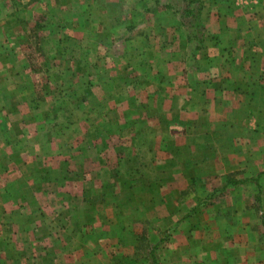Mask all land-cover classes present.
I'll list each match as a JSON object with an SVG mask.
<instances>
[{
    "label": "rangeland",
    "instance_id": "rangeland-1",
    "mask_svg": "<svg viewBox=\"0 0 264 264\" xmlns=\"http://www.w3.org/2000/svg\"><path fill=\"white\" fill-rule=\"evenodd\" d=\"M62 1L67 0H12L16 15L12 18L19 20L15 21L18 34L13 36L18 46L11 51L9 48L5 55H18V72L25 74L13 76L12 83L16 80L23 94L0 98L4 103L1 107L17 104L24 110L0 111V262L17 253L18 264H25L26 259H33L32 264L45 262L48 255H56L59 264H157L165 260L168 264L180 260L191 264L203 262L198 259L203 253L199 247L207 248L210 254L205 251L206 257L218 261L222 237H230L229 228L239 217L235 195H226L228 189L220 190L223 182L233 178V172L226 174V168L238 164L245 168L244 178L258 177V173L264 176V92L241 96V114L234 115L233 110L214 112L242 120L223 128L226 143H220L224 140L210 124L202 127L200 120L211 118L209 112H196L198 118L190 117L189 111L181 112V117L201 126L196 125L197 134L192 131L195 141L185 143L181 139L178 144L175 176L184 187L179 192L171 191L163 184L173 175H155L154 168L146 166L153 162L146 151H157L162 144L156 145L154 137L142 145L128 143L127 125L118 124L130 118L129 93H123L124 84L127 82V89L135 92L137 102L140 94L135 89L147 81L141 79L145 71L161 72L155 64H141L143 59L151 61L157 54L155 48L135 47L121 52V46L109 47V29L105 32V26L92 24L101 14L80 11L85 22L79 24L73 22L75 13L64 20L62 11L53 4ZM46 2L54 9L42 24L37 12L46 7ZM108 2L94 0L97 7H115L118 13L113 17H123L121 0ZM230 2L239 4L249 17L264 9V0ZM25 6L34 10L27 19ZM113 29L121 31L120 27ZM126 51L129 59L121 63L119 57ZM148 81L155 104L159 86ZM253 98L259 100L253 105L257 111L251 110ZM150 110L154 113L150 107L149 114ZM152 117L156 120L154 114ZM161 117L166 118L165 112ZM158 122L151 123V129L166 131V122ZM151 129L144 128L143 134H151ZM186 133L179 128L176 135ZM217 148L215 155L227 154L223 165L220 158L209 157ZM237 150L243 158L236 156ZM141 155L146 157L138 158ZM133 167L141 168L133 172ZM140 183L148 187L140 190ZM258 184L237 191L249 202L245 204L253 203L262 226L251 228L258 238L259 256L250 255L255 247L245 245V264H264V179L259 178ZM160 193L168 203L164 204L163 215L157 197ZM132 199L141 203L140 213L134 212L137 208L131 206ZM172 199L179 205L178 221L166 215L171 213ZM159 218L163 223H158ZM175 250L181 252L177 258Z\"/></svg>",
    "mask_w": 264,
    "mask_h": 264
},
{
    "label": "crops",
    "instance_id": "crops-1",
    "mask_svg": "<svg viewBox=\"0 0 264 264\" xmlns=\"http://www.w3.org/2000/svg\"><path fill=\"white\" fill-rule=\"evenodd\" d=\"M33 1L37 0H30V3ZM105 1L106 5L110 3L109 0ZM251 2H248V4ZM12 3V0H0V96L3 99L6 94H23L18 89L17 81L14 80L12 83V79H14L13 76L18 77V75L25 74L22 70L18 72V55L12 57H10V54L5 55L9 48L11 51L13 46H18L17 40H14L13 36L16 33L18 34L19 25L15 21L19 20L18 18H12L14 15ZM53 4L58 11H62L61 16L64 20L69 19L67 15L71 14L73 16L75 13L76 16L73 18V22L77 21L78 24L85 22L84 18L80 17L82 15L80 11L89 12L90 14L93 12L95 15L101 14L99 18L96 17L93 20L92 24L105 26V32L106 29H109L106 33L109 36V47L121 46V52L126 49L132 51L135 47L142 49L145 47L148 49L150 47L155 48L157 54L155 53L153 58L151 56V61L143 59L141 64H147V67L148 64H155L157 70L159 69L161 72H150L148 69L145 71V76H142L141 79L147 81L141 83L140 87L135 89L140 94V97H138L140 101L137 102H135L134 96L137 97L135 92L132 94L131 90L127 89V82L124 84L123 90L125 92L123 93L126 95L127 92L129 93L127 98H129L130 104L127 103V112L130 118L127 123L120 120L118 124L127 125L128 143L142 145L143 142L149 140V137H154L157 142L156 145L158 143L162 144V148L159 147L160 149H157V151H146L150 155L149 158L153 157V162H148L149 164L146 166H152L155 175H173L172 178H166V182L163 184L171 191L179 192L184 187L175 176L178 174L176 165L179 158L176 151L180 150L178 144L181 139L185 143L191 140L195 141L192 131L196 130V125L201 126L194 120L190 122L188 119L181 117V112L189 111L191 112L190 117L195 115L196 118H198L196 112L202 110L209 112L211 118L207 119L208 121L200 120L202 127L210 124L211 128L218 132V137L224 140L220 143H226L227 137H225L226 133H224L223 128H229L230 125L236 126L242 120L237 117L231 119L222 114L217 115L214 112L233 110L234 115L241 114L240 111L244 109L241 96L250 94L251 91L253 95L259 91L264 92V9L252 12L251 17H249L247 13H242L244 8L241 9L239 4L232 5L230 0H121L119 8H121L123 17L118 19L113 17L118 13L115 7H97L94 0L86 3L82 0H67ZM51 6V3L46 2V7L37 12L42 24L46 16L52 13L54 7ZM23 10L25 19L34 13V10H30L27 6ZM114 26L120 27V33H116L117 31L113 29ZM24 27L29 26L24 24ZM29 28L31 30L33 27L30 26ZM40 28L42 27L39 25ZM119 58L121 63H126L127 51L125 55ZM3 65L8 69H4ZM222 66L223 68H221ZM122 67L126 66L123 65ZM148 80H152L159 86V92L157 90L155 92V94L157 93L155 104L150 97V94L153 95V91L149 88ZM247 82H249V85H247ZM170 98H173L174 101L171 102ZM3 99L0 98V111L2 109H9L10 111L24 110L23 107L17 104L8 108L1 107L4 105L2 103ZM215 101H218L219 104ZM258 101L254 98L251 100V110H258L256 106H253ZM154 105L155 108H153ZM150 107L154 109V113L153 110H150V114L148 113ZM25 109L28 110L27 107ZM160 112L162 114L165 112V119H162ZM152 114H154L156 120L153 119ZM158 121L161 124L166 122V131L163 132L162 129L160 132L159 128H156V130L151 129L150 124L159 123ZM146 127L152 130L151 134H143V129ZM169 128L171 131L168 130ZM179 128H184L187 133L177 136ZM195 132L197 134V131ZM236 138L238 139V137ZM158 146H155V148H158ZM139 150L137 149V152ZM217 151L218 148L209 157L220 158L223 165L226 162L224 158L227 157V154L223 152L222 155H215ZM237 151L236 156H239V159L243 158L241 150ZM130 152L134 153L133 150ZM141 157L145 158L146 155L144 157L141 155L138 158ZM141 167H133L131 170L136 172ZM244 170L245 168H240L238 164L226 168V174L233 172V178L230 181L227 179L220 186V190L223 192L228 189L226 195L233 197L235 195L237 200L233 202L235 203L236 212L239 214V217L236 216L235 223L229 228L230 237H222L218 254L222 255L221 258L216 261V259L210 258L209 255L206 257L205 251L207 252V248L199 247V252L203 253L198 259H203V262L191 264H245L244 252L242 251L245 245L250 246L251 249L255 247V251H250V255L253 257L259 256L258 238L251 228H254V225L261 226L260 216L256 215L255 209L252 207L254 206L253 203L245 204L249 202L237 191L243 190L245 185L256 188L259 185V178L260 180L264 179V176L261 175L262 173H258V177L244 178ZM148 171L145 173L148 174ZM157 177L155 180L158 181ZM140 184L138 186L140 190H145L148 187L146 183ZM133 186L134 191H136V184ZM155 187L159 191H163L157 185ZM157 197L161 199L160 210L161 215H163L165 213L164 204L167 201L163 199L164 195L162 193ZM132 200L131 206L139 208V210L135 209L134 212L140 213L141 203L136 199ZM172 200L170 203L171 213L166 212V215L174 219L172 221H178L180 213L177 206L179 205H176V200ZM259 200L261 201V198ZM230 201L232 200L230 199ZM256 201L258 203V200ZM158 223H163L160 218ZM1 239L2 235L0 233V242ZM238 243L239 245H237ZM16 254H13L12 258L9 256V260L6 259L4 263L0 262V264H18ZM173 254L177 258V255L181 252L175 250ZM32 260L26 259L25 264H32ZM45 260V262L39 260L37 263L59 264L56 255H48ZM165 261L157 262V264H168ZM95 264L100 263L95 262ZM178 264L190 263L181 262L180 260Z\"/></svg>",
    "mask_w": 264,
    "mask_h": 264
}]
</instances>
